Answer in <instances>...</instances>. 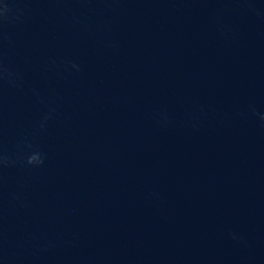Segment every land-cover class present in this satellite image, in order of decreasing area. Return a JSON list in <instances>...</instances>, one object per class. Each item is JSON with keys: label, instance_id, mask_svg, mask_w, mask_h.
Wrapping results in <instances>:
<instances>
[{"label": "water", "instance_id": "obj_1", "mask_svg": "<svg viewBox=\"0 0 264 264\" xmlns=\"http://www.w3.org/2000/svg\"><path fill=\"white\" fill-rule=\"evenodd\" d=\"M0 264H264V0H0Z\"/></svg>", "mask_w": 264, "mask_h": 264}]
</instances>
